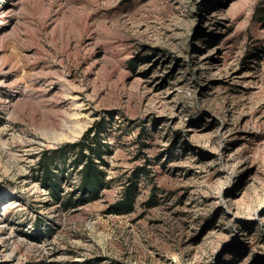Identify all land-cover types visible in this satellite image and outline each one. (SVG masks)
<instances>
[{
    "label": "rangeland",
    "instance_id": "obj_1",
    "mask_svg": "<svg viewBox=\"0 0 264 264\" xmlns=\"http://www.w3.org/2000/svg\"><path fill=\"white\" fill-rule=\"evenodd\" d=\"M0 264H264V0H0Z\"/></svg>",
    "mask_w": 264,
    "mask_h": 264
},
{
    "label": "trees",
    "instance_id": "obj_2",
    "mask_svg": "<svg viewBox=\"0 0 264 264\" xmlns=\"http://www.w3.org/2000/svg\"><path fill=\"white\" fill-rule=\"evenodd\" d=\"M98 129V130H97ZM101 125H96L94 128L87 130L81 138L74 143L64 144L57 149L44 151L38 160V168L41 171L43 185L49 190L55 191L58 188L59 180L62 178L64 170L57 165L58 160L61 158L63 163H70L71 167L79 172V190L87 195L92 196L93 199L97 195L98 191L102 188V180L104 172L98 169V163L102 160L103 145L100 137ZM94 135L92 136V133ZM73 153V155H66ZM59 169V173L55 172V169ZM129 185L124 191V199L116 203V211L129 212L132 209L133 197H134V182ZM83 196L79 198L80 203L85 202ZM65 208L74 206L71 201V197H67L63 203Z\"/></svg>",
    "mask_w": 264,
    "mask_h": 264
}]
</instances>
